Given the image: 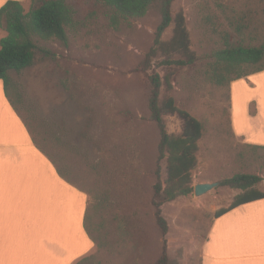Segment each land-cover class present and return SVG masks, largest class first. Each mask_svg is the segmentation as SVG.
<instances>
[{
  "label": "rangeland",
  "instance_id": "374dc122",
  "mask_svg": "<svg viewBox=\"0 0 264 264\" xmlns=\"http://www.w3.org/2000/svg\"><path fill=\"white\" fill-rule=\"evenodd\" d=\"M44 1L23 5L29 12ZM259 1L220 0L230 10ZM66 2L75 10L67 42L37 39L34 65L10 73L9 93L37 148L87 196L85 230L94 245L75 264H202L215 214L233 202L237 191L219 186L202 196H180L158 210L155 188L167 177V160L151 110V78L159 75L164 81L172 74V89L163 85L160 100L173 97L180 110L204 126L193 184L252 174L262 178L258 189L264 192V149L235 139L227 124L232 108L227 91L207 79L214 52L224 47L222 34L232 42L240 37L216 0H174L172 16L186 15L198 60L166 66L153 51L162 23L158 4L115 28L114 11L103 0ZM257 7L264 25V6ZM173 28L162 40L172 37ZM4 36L0 31V39ZM254 82L257 88L236 87L234 107L243 109L250 98L264 105V77ZM163 122L169 134L182 133L178 114L164 116Z\"/></svg>",
  "mask_w": 264,
  "mask_h": 264
},
{
  "label": "crops",
  "instance_id": "0c3cea01",
  "mask_svg": "<svg viewBox=\"0 0 264 264\" xmlns=\"http://www.w3.org/2000/svg\"><path fill=\"white\" fill-rule=\"evenodd\" d=\"M8 1L0 0V9ZM262 77L264 71L231 86L233 135L254 149H264V105L250 98L239 109L233 97L236 87L257 88L253 81ZM233 190L235 197L241 193ZM86 202L37 148L0 81V264L81 261L94 245L85 230ZM202 264H264V199L214 218Z\"/></svg>",
  "mask_w": 264,
  "mask_h": 264
},
{
  "label": "trees",
  "instance_id": "16d2710c",
  "mask_svg": "<svg viewBox=\"0 0 264 264\" xmlns=\"http://www.w3.org/2000/svg\"><path fill=\"white\" fill-rule=\"evenodd\" d=\"M173 1L103 0L114 11L111 25L115 28H119L123 21L130 18L144 17L154 4H158L162 23L158 28L156 48L153 51L156 50L161 55L163 65H192L198 57L192 50L187 18L183 11L172 16ZM263 2L264 0H260L252 8L230 10L220 0H216L230 27L240 37L237 42H232L227 33L222 34L224 47L214 52L215 61L207 72L208 82L216 88L226 90L229 102L232 100L231 86L234 82L264 71V25L261 24L262 15L257 7L261 4L264 6ZM261 12L264 14V7ZM74 16L75 10L66 0H47L29 12H26L21 1L10 0L0 9V28L6 32V36L0 40V81L3 82L6 95L15 109L17 108L9 93L10 72L21 73L34 65L38 49L37 39L67 42V29L74 25ZM172 24V37L167 41L162 40L163 33ZM248 41L262 42L258 46H251L246 44ZM151 84L152 115L161 127L160 148L162 157L167 160V177L164 182H158L155 188L156 205L160 211L164 203L195 193L192 173L198 166L199 143L204 137V126L189 112L180 110L173 97L160 100L163 85L172 89V74L166 76L164 81L159 75H153ZM254 112L255 110L252 111L253 114ZM175 114L183 121V131L180 135L169 134L163 122L164 116ZM227 119L233 134L231 112ZM56 168L64 177L61 170L57 166ZM261 181L260 176L252 174H237L223 179L220 186L240 190L241 193L227 208L218 210L215 218L219 219L241 206L264 199V192L257 188ZM158 216L166 228V222L160 212ZM85 226L88 230V225Z\"/></svg>",
  "mask_w": 264,
  "mask_h": 264
},
{
  "label": "water",
  "instance_id": "95a60500",
  "mask_svg": "<svg viewBox=\"0 0 264 264\" xmlns=\"http://www.w3.org/2000/svg\"><path fill=\"white\" fill-rule=\"evenodd\" d=\"M221 185V182H204L195 185V196H202Z\"/></svg>",
  "mask_w": 264,
  "mask_h": 264
}]
</instances>
